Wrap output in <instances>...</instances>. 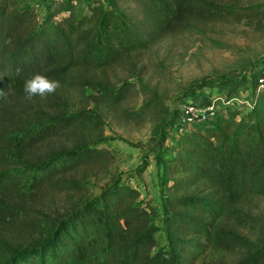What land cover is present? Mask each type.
<instances>
[{
  "label": "trees",
  "instance_id": "16d2710c",
  "mask_svg": "<svg viewBox=\"0 0 264 264\" xmlns=\"http://www.w3.org/2000/svg\"><path fill=\"white\" fill-rule=\"evenodd\" d=\"M29 1L0 0V264H208L207 254L236 250L242 257L234 264H264V223L247 212L253 199L264 198V64L248 82L245 76L201 87L228 100L246 88L245 115L222 107L211 121L172 129L161 161L164 246L146 202L122 181L68 214L42 203L81 191L76 172L95 176L114 163L108 149L89 146L100 120L71 112L77 98L114 112L132 88L111 82L110 70L167 37L203 33L215 23L249 19L264 34V1L65 0L41 24ZM34 73L61 87L27 99L24 81ZM157 107L121 115L140 121Z\"/></svg>",
  "mask_w": 264,
  "mask_h": 264
},
{
  "label": "rangeland",
  "instance_id": "374dc122",
  "mask_svg": "<svg viewBox=\"0 0 264 264\" xmlns=\"http://www.w3.org/2000/svg\"><path fill=\"white\" fill-rule=\"evenodd\" d=\"M64 1L30 0L29 4L35 10L37 23L41 24L52 12L53 5ZM81 12L87 13L85 3ZM261 64H264V34L255 30L251 20L244 19L239 23H215L203 33L187 32L167 37L137 54L124 67L110 70L111 82L118 86L127 82L131 86L130 97L114 112L102 106L95 107L87 98H77L70 110L86 111L99 118L102 131L88 138V144L108 149L114 155V163L106 173L95 176L84 170L76 172L73 176L82 190L57 200L45 197L43 207L68 214L99 197L114 181H122L137 189L138 201L146 202L151 212V227L156 230L158 244L164 246L163 206L167 188L163 185L164 164L161 161L170 151L171 138L168 137L175 128L172 117L183 111L186 100H194L200 106L220 96L225 100V92L219 94L217 90L201 88L202 85L222 79L245 76L247 79V75ZM246 95L249 96V90L240 88L234 96L237 98L233 101L235 104L224 107L238 108L245 115L249 108L245 104ZM149 103H157L158 107L147 110L140 121L125 120L121 115L125 111L141 110ZM247 212L252 220L264 223V198L253 199ZM237 230L252 238L248 229L239 227ZM241 257L240 250H236L223 255L212 252L204 260L208 264H234Z\"/></svg>",
  "mask_w": 264,
  "mask_h": 264
},
{
  "label": "built area",
  "instance_id": "2783aa9c",
  "mask_svg": "<svg viewBox=\"0 0 264 264\" xmlns=\"http://www.w3.org/2000/svg\"><path fill=\"white\" fill-rule=\"evenodd\" d=\"M260 84L262 81H259ZM262 88V86H260ZM234 99L228 100L223 96L216 97L212 102L205 106L197 105L194 100H186L184 109L179 116L178 122L175 124V128L178 133H182L189 130L192 125L196 123H205L211 121L215 114L226 105H233Z\"/></svg>",
  "mask_w": 264,
  "mask_h": 264
},
{
  "label": "clouds",
  "instance_id": "9594fccd",
  "mask_svg": "<svg viewBox=\"0 0 264 264\" xmlns=\"http://www.w3.org/2000/svg\"><path fill=\"white\" fill-rule=\"evenodd\" d=\"M60 87L59 81L50 79L40 73H34L25 79L23 92L29 100L37 96L45 98L50 94H54Z\"/></svg>",
  "mask_w": 264,
  "mask_h": 264
},
{
  "label": "crops",
  "instance_id": "0c3cea01",
  "mask_svg": "<svg viewBox=\"0 0 264 264\" xmlns=\"http://www.w3.org/2000/svg\"><path fill=\"white\" fill-rule=\"evenodd\" d=\"M246 94H247V92H246ZM233 99V98H232ZM237 100V98H235L234 97V101H236ZM235 103H233V105H234ZM245 104L249 107L248 108V111H249V109H250V99H249V96L248 95H246V101H245ZM206 105H208V104H206ZM231 108V107H230Z\"/></svg>",
  "mask_w": 264,
  "mask_h": 264
}]
</instances>
